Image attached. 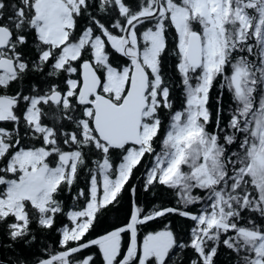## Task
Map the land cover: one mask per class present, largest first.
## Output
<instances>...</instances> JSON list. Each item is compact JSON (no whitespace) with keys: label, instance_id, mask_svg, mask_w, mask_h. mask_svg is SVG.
Masks as SVG:
<instances>
[{"label":"snow or ice","instance_id":"6c2138e0","mask_svg":"<svg viewBox=\"0 0 264 264\" xmlns=\"http://www.w3.org/2000/svg\"><path fill=\"white\" fill-rule=\"evenodd\" d=\"M0 264H264V0H0Z\"/></svg>","mask_w":264,"mask_h":264}]
</instances>
